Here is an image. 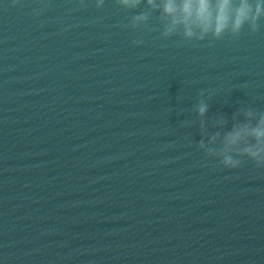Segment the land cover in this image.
Here are the masks:
<instances>
[{
    "label": "water",
    "instance_id": "water-1",
    "mask_svg": "<svg viewBox=\"0 0 264 264\" xmlns=\"http://www.w3.org/2000/svg\"><path fill=\"white\" fill-rule=\"evenodd\" d=\"M165 24L147 0H0V264H264V166L207 151L264 114V16Z\"/></svg>",
    "mask_w": 264,
    "mask_h": 264
},
{
    "label": "clouds",
    "instance_id": "clouds-1",
    "mask_svg": "<svg viewBox=\"0 0 264 264\" xmlns=\"http://www.w3.org/2000/svg\"><path fill=\"white\" fill-rule=\"evenodd\" d=\"M125 6L135 7L140 0H121ZM166 20L164 35L182 33L189 40L202 41L207 37L220 38L234 35L245 25H252L264 16V0H147ZM146 19L134 17V22ZM139 43V41L137 42ZM198 114L206 115L208 106L200 103ZM251 117L252 113H248ZM220 135V133H217ZM201 147H205L201 143ZM209 154L220 158L228 168L240 164L239 157H247L258 166H264V114L255 123H236L222 135L220 148H207Z\"/></svg>",
    "mask_w": 264,
    "mask_h": 264
}]
</instances>
